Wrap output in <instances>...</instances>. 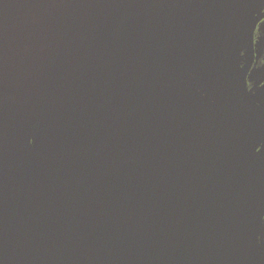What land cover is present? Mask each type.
<instances>
[{
  "label": "flooded vegetation",
  "instance_id": "af4514ba",
  "mask_svg": "<svg viewBox=\"0 0 264 264\" xmlns=\"http://www.w3.org/2000/svg\"><path fill=\"white\" fill-rule=\"evenodd\" d=\"M139 1L0 0V264L255 261L250 240L237 257L222 244L251 218L260 168L244 207L222 214L263 144L251 141L264 118L247 100L264 109V0L134 14L111 39L112 102L103 36ZM114 102L111 140L75 149L107 136ZM183 167L189 186L170 181ZM215 190L201 231L187 234L188 206Z\"/></svg>",
  "mask_w": 264,
  "mask_h": 264
},
{
  "label": "water",
  "instance_id": "95a60500",
  "mask_svg": "<svg viewBox=\"0 0 264 264\" xmlns=\"http://www.w3.org/2000/svg\"><path fill=\"white\" fill-rule=\"evenodd\" d=\"M193 1L194 0H141L138 3L134 4L132 7H130L129 9H127L126 11H124L123 13H121L115 19V21L108 27V29L106 30V32L103 36V40H102V44H101V55L100 56L104 60L105 65H106V86L108 88V91H107L108 97L110 98V100L112 102L114 101L112 90H111L112 81H113V62H112L111 53H110V45H111L112 36L116 32V30L120 27V25L123 22H125L126 20H128L130 17H132L134 14H136L137 12H140L141 10H143L144 8H147L149 6H153V5L164 6L167 3H169V4L174 3L176 5H184V4L193 2ZM262 16L263 15L258 16L253 21V23L250 27V32H253L255 25L257 24V22L259 21V19ZM114 17H115V15H114ZM214 96L217 100L219 98H221V97H218V95H214ZM247 102L253 109L257 110V112L259 113V115L262 118H264V109L262 107H260L259 105H257L256 103H254L252 101L247 100ZM222 104L227 106L226 102H222ZM113 105H114V108L116 110L117 119H116V122H115L113 128L107 134V136H105L104 138H102L98 141L87 143L83 146H76V147H74L75 149L83 148V149L94 150V149L102 147L103 145H105L106 143H108L111 140L112 136L114 135V133L117 130L118 118H119V113H118V109H117L115 102L113 103ZM257 138L263 140L262 141L263 144L259 150V154H258V156H255L253 158L254 160H252L253 162L251 163L250 167L244 173V175H242L241 180H240V184L235 189L232 197L228 199L226 206H224L225 208H224V212H223L222 216L223 215L226 216L230 212L231 208H232V210H236V209H242L244 207L243 205H242V207L240 206L242 203H237V202H238V199L240 198V196L241 197L243 196L244 191L249 186V184L254 182L252 179H253V176H256L258 174L255 171V169L257 167L260 168L262 171V175H263V185H262L263 188L262 189L264 190V126H263V124H262V127H260L258 129L256 139ZM180 164H181L180 162H177L176 165H180ZM187 170L188 169H185L184 167L177 169V172L172 175V178L170 179V181L174 182L176 180L175 182L179 181L178 183H182V185L186 184V186H189V182H194L195 174H194L193 178H192V175H190V176L187 174L185 175V173L192 172L191 168H189L188 171ZM177 176L179 177V179L177 178ZM180 177H182V180L180 179ZM186 181H188V182H186ZM258 185H257V187L260 186V185L259 186ZM263 190H262V192H263ZM216 192H217V190L213 191V193H211L204 201L199 203L197 206H188L189 210H191L193 208L191 210V211H193V213L191 214L188 223L185 221V227L184 228L187 230V234H189L192 230L195 231L194 233H198L199 231H201L202 226L200 229L198 227H200V225L203 223L204 214L206 212V208H204L205 204H206L207 200L209 198H211L212 195ZM227 192L230 193V191H227ZM140 195H141V193H136V194L127 195V196L130 198H136L138 196L140 198ZM142 205L143 204L141 202V204H139V206L142 207ZM248 208L250 209V206ZM152 211H153V208H152ZM254 212L255 211L253 210V214H254ZM148 214L151 215V210L149 211ZM253 214H252V216H253ZM259 215H261L260 220H259V225L256 222V220H253L250 222L251 218L241 219L243 222H245L247 230L251 229V231L252 230L258 231V233L256 235H258L260 232V245L257 243L258 245L253 246L254 248L257 247V252H256L255 261L252 264H264V206L263 207L261 206V213H259ZM187 217H188V215H187ZM221 217H220V220H221ZM186 220H187V218H186ZM255 223H256V226L258 228L256 230L254 229ZM247 230H245V231H247ZM234 233L236 235H232L231 238L227 239L222 245H223L226 253H232L235 257H237L238 251L242 252L243 250H246V248H243L244 247L243 244H245L247 241L245 238L244 239H242V237L240 238V235L237 236L238 228L236 226H235ZM244 233L245 232H243V234ZM240 239H242V240H240ZM240 246H241V248H240ZM241 256H243V255H241ZM223 261H227V260L225 259ZM246 264H248V263H246Z\"/></svg>",
  "mask_w": 264,
  "mask_h": 264
},
{
  "label": "rangeland",
  "instance_id": "374dc122",
  "mask_svg": "<svg viewBox=\"0 0 264 264\" xmlns=\"http://www.w3.org/2000/svg\"><path fill=\"white\" fill-rule=\"evenodd\" d=\"M138 34V33H137ZM252 132H251V141L252 142H254V140L256 139L255 137H256V135H257V132H258V127H255V128H253L252 127ZM216 137H213L212 138V140H214ZM217 141V143H216V145H215V147L216 148H212V150H211V153L214 151H216V153L219 155V154H221L222 152H221V149H220V145H221V140L220 141H218V139L216 140ZM250 144H251V142H250ZM199 165H200V163H199ZM189 170V169H188ZM187 170V171H188ZM192 172H188V173H185V175L187 174V175H192V178L194 177V172H193V170H191ZM186 172V171H185ZM177 178L179 179V177L177 176ZM180 179L182 180V177H180ZM176 181V180H175ZM179 182V181H178ZM186 182H188V181H186ZM254 182H260L261 183V180H260V177H257L255 180H254ZM250 192H254V194L256 193V196L254 195V197H252V198H250L251 200L252 199H254L255 198V200L256 201H254L253 203H251V206H250V210L251 211H255L254 212V214H253V216L251 217V220H250V222L251 221H253V220H256V222L258 223V225H259V220H260V217H261V215H259V213H261V204H260V202H261V200H259L258 198H257V196H262V189L261 188H259V187H256V190L255 189H252V190H250ZM241 207H242V204L240 205ZM193 209V208H192ZM191 209V210H192ZM181 210H182V205L179 203V202H176L175 200H172L171 201V203H170V211H171V214H172V216L173 217H177L180 213H181ZM191 210H189L188 212H187V215H188V217L186 216V218H187V220H186V222L188 223V221H189V219H190V216H191V214L193 213V211H191ZM236 227L238 228V233H237V236L238 235H240V238L242 237V239H246V240H250V242L254 245V246H256L257 245V240L260 242V235L258 234V235H256V231H254V230H252L251 231V229H249V230H247V227H246V225H245V222H243L242 220H239L238 221V223H237V225H236ZM199 229L201 228V225H200V227H198ZM254 229L256 230V229H258L257 228V226H256V223H255V226H254ZM245 230H247V231H245ZM243 232H245L244 234H243ZM232 235H236L234 232H233V234ZM242 239H240V240H242ZM244 245V247L243 248H246V249H248V247H247V245H246V243L245 244H243ZM242 246V245H241ZM241 246H240V248H241ZM254 255V254H253ZM251 260V259H250ZM222 263L223 264H225L226 263V261H222ZM246 264V263H245Z\"/></svg>",
  "mask_w": 264,
  "mask_h": 264
}]
</instances>
